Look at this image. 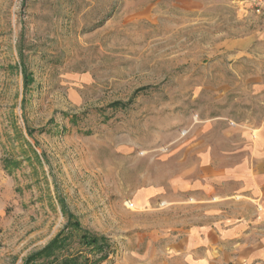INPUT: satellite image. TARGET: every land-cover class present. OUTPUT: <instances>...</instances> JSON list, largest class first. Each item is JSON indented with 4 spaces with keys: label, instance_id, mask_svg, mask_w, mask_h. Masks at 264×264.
I'll list each match as a JSON object with an SVG mask.
<instances>
[{
    "label": "rangeland",
    "instance_id": "obj_1",
    "mask_svg": "<svg viewBox=\"0 0 264 264\" xmlns=\"http://www.w3.org/2000/svg\"><path fill=\"white\" fill-rule=\"evenodd\" d=\"M259 128L264 0H0V264L60 235L39 264H184L170 244L228 210L202 157Z\"/></svg>",
    "mask_w": 264,
    "mask_h": 264
},
{
    "label": "crops",
    "instance_id": "obj_2",
    "mask_svg": "<svg viewBox=\"0 0 264 264\" xmlns=\"http://www.w3.org/2000/svg\"><path fill=\"white\" fill-rule=\"evenodd\" d=\"M257 132L248 154L234 161L202 157L195 190L209 195L212 208L228 210L170 244L184 264H264V128Z\"/></svg>",
    "mask_w": 264,
    "mask_h": 264
},
{
    "label": "trees",
    "instance_id": "obj_3",
    "mask_svg": "<svg viewBox=\"0 0 264 264\" xmlns=\"http://www.w3.org/2000/svg\"><path fill=\"white\" fill-rule=\"evenodd\" d=\"M75 230H79V224L74 223L72 225ZM64 236V235H63ZM69 236H66L62 238V235L57 237L55 240H53L48 247H46L44 250L35 253L32 255L26 262V264H39L38 262L41 261L42 259L44 260H49L52 256H55V253L59 251L60 249L65 247V244L67 241H69ZM81 245L86 248V251L88 252H98L101 254L100 259H107L108 254H109V241L106 238H99L95 235H89L87 233H84L80 237ZM79 258H63L60 259L58 257H54L51 262H48L49 264H55V263H60V264H87L88 262L86 259L81 260L79 262Z\"/></svg>",
    "mask_w": 264,
    "mask_h": 264
},
{
    "label": "built area",
    "instance_id": "obj_4",
    "mask_svg": "<svg viewBox=\"0 0 264 264\" xmlns=\"http://www.w3.org/2000/svg\"><path fill=\"white\" fill-rule=\"evenodd\" d=\"M256 11H257V13L261 14L262 13V8L259 7V8H257Z\"/></svg>",
    "mask_w": 264,
    "mask_h": 264
}]
</instances>
